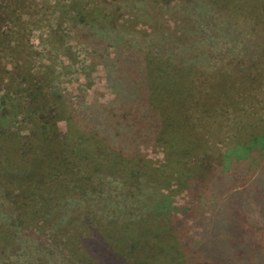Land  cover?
<instances>
[{
  "label": "trees",
  "instance_id": "trees-1",
  "mask_svg": "<svg viewBox=\"0 0 264 264\" xmlns=\"http://www.w3.org/2000/svg\"><path fill=\"white\" fill-rule=\"evenodd\" d=\"M17 6L0 0V264H264L259 176L210 164V0L56 1L48 37L88 50L108 102L19 57Z\"/></svg>",
  "mask_w": 264,
  "mask_h": 264
},
{
  "label": "rangeland",
  "instance_id": "rangeland-1",
  "mask_svg": "<svg viewBox=\"0 0 264 264\" xmlns=\"http://www.w3.org/2000/svg\"><path fill=\"white\" fill-rule=\"evenodd\" d=\"M56 1L63 0H18L17 8L28 24L22 27L12 20L6 24L13 30L12 42L20 41L19 57L35 70L52 65L53 87L71 92L75 99L108 102L113 95L104 69L90 65L88 50L74 41L63 45L58 35L48 37L55 24ZM208 42L200 55L198 91L203 94L210 83V164L222 161L232 172L245 163L246 177L258 175L255 187L262 186L264 192V0H210ZM0 58L11 62L1 51ZM58 126L64 129L62 122ZM182 192L171 197L175 204L187 201ZM263 192L259 199L264 208ZM190 200L185 210L191 216L200 210H191L196 200ZM200 202L203 207L207 203L204 198ZM246 220L252 219L247 215ZM259 234L264 235V222L259 223ZM260 241L264 247V237Z\"/></svg>",
  "mask_w": 264,
  "mask_h": 264
}]
</instances>
